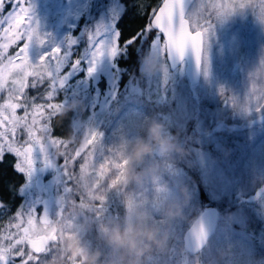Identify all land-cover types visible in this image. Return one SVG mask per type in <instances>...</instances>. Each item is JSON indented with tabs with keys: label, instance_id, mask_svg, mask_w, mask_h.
<instances>
[{
	"label": "rangeland",
	"instance_id": "obj_1",
	"mask_svg": "<svg viewBox=\"0 0 264 264\" xmlns=\"http://www.w3.org/2000/svg\"><path fill=\"white\" fill-rule=\"evenodd\" d=\"M160 1L144 0L146 7L143 15H148ZM198 2L211 5L225 0ZM252 3L255 5L254 17L244 11L214 26L204 49L208 61L207 76L201 67L199 84L190 87L184 74V64L170 71L165 53L162 59L167 68L166 76L159 73L145 76L141 64L133 76L129 64L125 62L128 47L115 57L105 55L100 58L95 62L92 74H87V68L91 66L89 34L95 36L99 29V40L108 45L113 34L119 32L120 44L123 45V25L128 21L129 13L137 12L139 14L136 15L144 17L136 6L137 0H30L34 25L38 35L45 40L43 47L30 46V61L37 62L40 54L53 47L70 53L66 63L73 59L81 61L66 81L65 88L51 101L55 103L60 100L65 105L77 101L82 105L83 111L77 108L67 112L68 117L75 116L71 123L79 136L80 146L86 132H97L100 136L98 153L105 155L99 157V162H103L110 155L108 150L118 148L122 140L142 134L141 125L146 117L158 122L164 118V121L169 120V131L186 153L185 157L192 166L189 170L194 172L192 164H196L199 172L192 180L190 174H185L183 169L172 163L180 159L175 154L168 159L155 157L159 167L143 187L130 185L125 194L114 190L107 194L105 220L123 217V201L125 196H131L152 213L154 222H159V203L177 195L175 184L179 182L187 187V181L192 183L193 186L188 187L192 195L184 209L185 219L173 222L165 250L153 253L147 264H264V235H259L258 231L255 235L248 232L252 228V218L256 220V224H253L255 230L264 225V111H255L256 105L264 107V27L260 23L264 19V0H252ZM10 9L11 5L5 0L3 14ZM152 32L148 41L144 42V55L151 50L150 43L157 35V32ZM159 36V43L163 46L164 37L160 33ZM69 40L74 41L71 46ZM23 43L19 41L10 46L5 55H13ZM12 78L9 77L6 87H11ZM28 79L31 82L32 77ZM221 88L224 89L223 95L220 94ZM7 96L6 91L0 92V104L5 102ZM17 112V115H23L22 108ZM229 113L239 133L235 134L229 146L212 143L210 134L215 128L214 124ZM63 122L69 124L67 118ZM65 127L58 129L60 135H63L61 130H68ZM37 135L40 136V133ZM16 139L18 145H24L27 136L23 128L17 129ZM189 148L191 151L187 153L186 149ZM58 151L64 153L65 150L60 147ZM83 155L79 166L84 162ZM61 157H49L48 162L49 174L53 171L51 185L55 207L52 219L61 211L60 203L68 194L65 191L67 181L62 171ZM3 160L13 169L17 163L15 155L7 152ZM92 162L96 163L98 169L99 163L95 157ZM184 162L187 163V160ZM42 163L45 164L44 158L38 151L35 152L32 170L29 173L19 172L23 180L25 178L23 185L7 190L5 197V193H0V236L7 231H16L10 225L18 222L15 219L18 212H25L23 220L26 224L24 208L36 210L34 222L39 225L43 209L47 208L46 204L42 206L36 200L35 174L41 176L42 171H37V167ZM113 171L105 176L101 182L103 186L110 183V178H115ZM173 171L175 175H172ZM72 173L79 174L73 170ZM196 184L204 190L202 200L194 198ZM163 185H167L166 192L158 193L156 189ZM74 186L73 181L68 182V187L74 190ZM77 191L82 196L81 190ZM8 204L13 205L10 207ZM212 206L217 207L219 212L215 232L202 252L190 255L184 248V233L201 211ZM70 210L71 204L65 214ZM95 228L89 238L96 235ZM23 247L25 251L28 250L26 244ZM16 264H19V258Z\"/></svg>",
	"mask_w": 264,
	"mask_h": 264
},
{
	"label": "snow or ice",
	"instance_id": "obj_2",
	"mask_svg": "<svg viewBox=\"0 0 264 264\" xmlns=\"http://www.w3.org/2000/svg\"><path fill=\"white\" fill-rule=\"evenodd\" d=\"M8 3L11 9L3 14L5 0H0V40L3 41L0 44V49L3 50L0 51V92L8 93L5 102L0 104V129H3L0 130V162L6 152L13 154L17 158L14 169L29 173L35 152L38 151L47 164L49 157L57 158L55 150L63 147L65 151L62 155V171L67 181L65 191L68 194L73 191L68 187V182L73 181L77 189L81 190L82 199L76 205L67 196L61 201V211L55 218L50 219L47 212H44L39 225L34 222V208H24L27 214L26 224L23 220L25 212H18L15 217L18 222L10 225L16 231H7L0 236V264H16L17 258L19 264H55L59 256L58 238L61 232L85 221L91 222L93 227L103 224L108 192L114 190L125 194L127 186L121 181L118 148L108 150L110 155H107L103 162H99V157L105 155L98 153L100 136L97 132H86L83 143L74 154L68 151L65 139L51 135L50 120L57 115L61 117L59 112L66 106L60 100L55 103L51 101L65 88L66 81L80 66L81 61L73 59L66 63L70 53L53 47L50 51L40 54L37 62H31L28 54L30 46L35 44L37 48L43 47L45 40L37 33L31 15L30 0H8ZM136 6L143 15L146 7L144 0H137ZM244 11L255 16L252 0H225L223 3L211 5L199 3L198 0H163L162 6L153 7L148 13L146 25L138 30L136 35L125 40L123 45L120 44L119 32L113 34L108 45L99 40V29L95 36L89 34L91 66L87 68V74H92L95 62L105 55L115 57L138 40L147 42L149 34L155 29L158 33L150 43L152 52L161 57L166 52L168 60L173 64L190 55L197 69L202 67L204 75L207 76L208 61L204 49L209 34L216 24ZM260 23L264 27V19ZM159 33L164 36L163 46L159 43ZM19 41H24L22 46H19L13 55L6 56L7 49ZM72 43L74 41L69 40V46ZM9 77H13L11 87H6ZM29 77H32L31 82ZM28 88L43 90L30 97L26 92ZM220 94H224V89H220ZM225 103L227 104V101ZM21 108L23 115H17V110ZM255 111H264V107L256 105ZM19 128H23L27 136L24 145L17 144L16 133ZM38 132L40 136L37 135ZM9 133L12 134L11 137ZM82 154L84 162L80 165L79 174L74 175L70 166ZM94 157L99 163L98 169L96 163L92 162ZM113 169L115 178H110V183L106 187L103 186L101 182ZM156 191L163 193L160 188ZM69 204L71 210L65 214ZM77 208L79 211H76ZM192 235L197 246L203 243L205 232L201 225L193 228ZM25 244L27 251L23 247ZM49 256L51 259H48Z\"/></svg>",
	"mask_w": 264,
	"mask_h": 264
},
{
	"label": "clouds",
	"instance_id": "obj_3",
	"mask_svg": "<svg viewBox=\"0 0 264 264\" xmlns=\"http://www.w3.org/2000/svg\"><path fill=\"white\" fill-rule=\"evenodd\" d=\"M141 65L145 76L167 75L162 57L151 50L144 55ZM77 108L83 111L82 105L74 101L64 106L59 114L63 117ZM140 131L142 134L122 140L118 146L121 181L127 187L140 188L148 182L159 167L155 157L168 159L173 154L178 158L186 155L177 138L157 120L146 117ZM74 142L75 138L69 135L66 143ZM63 154L58 149L55 153L57 158ZM175 188L177 195L159 203V222H154L152 213L142 203L127 196L123 201V217L105 220L96 226L94 237L89 238L93 224L88 221L63 230L58 238L59 256L55 264H147L153 253L165 250L173 222L185 219L183 213L191 195L179 182ZM160 189L166 192L167 185Z\"/></svg>",
	"mask_w": 264,
	"mask_h": 264
},
{
	"label": "trees",
	"instance_id": "obj_4",
	"mask_svg": "<svg viewBox=\"0 0 264 264\" xmlns=\"http://www.w3.org/2000/svg\"><path fill=\"white\" fill-rule=\"evenodd\" d=\"M136 14H139L137 12H130L128 15V21L126 20L123 27L125 28L122 32V39L123 41L128 40L129 35L130 34H136L135 31L137 29H142L146 23L148 22V15H143L144 17H140ZM153 33V32H151ZM133 35V36H134ZM145 47V44L143 41L138 40L136 43L131 44L128 46V57L126 59V64H129L130 67V71L131 74L136 75V71L137 69H139L140 64H141V60L144 57V51L143 48ZM37 89H32V88H28L26 89L27 94L32 97L35 96L38 92ZM18 113V112H17ZM20 115V113H19ZM69 114H66L65 116H63L62 118L57 116H54L51 120H50V125H51V134L53 137H58V138H62L65 139V141L67 142L68 136L72 135L75 138V142L74 143H67L68 144V151H72L74 152L76 149H78L80 147V141H79V136L76 132L75 129H73L72 127V121L74 119L75 116L73 117H68ZM67 118V120L69 121V124L67 123V125L64 124L63 120H65ZM168 119H166L164 121V118L160 121V123L164 124L165 127L167 128L168 132L170 135H172L173 133H171L169 131L170 125L168 123ZM234 119L231 116V113L227 114L226 117L222 120H217L216 123L214 124L215 128L212 130L211 134H210V140L212 143H217V144H224L229 146L231 144V141L234 140V136L235 134H238L239 132H237V125H235L233 123ZM43 123V121H42ZM70 125V127H69ZM64 126H66L65 128H68V130H66L65 132H63L61 130V134L58 132V129L64 128ZM63 150H65L63 148ZM188 150L187 153H189V151H191V148L186 149V151ZM81 159L80 157L76 159V161L74 162L73 165L70 166L71 171H78V167H79V162L77 160ZM185 159L187 160V163H185ZM174 165H178L179 168L183 169L185 174H190L189 177L192 178V180L194 179L193 176L196 175V173H198L199 171L196 169V164H192L193 167L195 168V171L192 172V170L190 171L189 169L192 168V166L190 165V162L187 159V156L180 158L179 160H175L172 162ZM193 163V160H192ZM199 169V168H198ZM25 180V178H24ZM23 175L19 172H16L13 169V166L7 165L5 160H3L2 162H0V193H5L4 197L8 195V191L7 190H13V187H18V186H22L23 182ZM195 182V180H194ZM187 183L189 185H187L188 187H192V183L187 181ZM186 183V184H187ZM42 184V183H40ZM46 188V186H45ZM77 187L74 186V190L72 192L71 195V200H73L76 203H79L80 200L82 199V196L78 195V191L76 190ZM189 189V188H188ZM194 191V198L197 197L200 200L203 199L204 194V190L203 188L199 185L196 184V189H193ZM192 195V194H191ZM20 198L18 197V200ZM3 201L6 203V200L3 199ZM96 204H98L97 202H94ZM16 204V203H15ZM13 204H8V206H12ZM211 206V205H210ZM256 220L255 218L251 219L250 222V226L252 227L248 232L250 234H254L256 233V231H258L257 233H259V235H264V225L261 226V229L259 230H255V226H253V224L255 225L256 223H254ZM253 238L255 239V237L253 236Z\"/></svg>",
	"mask_w": 264,
	"mask_h": 264
},
{
	"label": "water",
	"instance_id": "obj_5",
	"mask_svg": "<svg viewBox=\"0 0 264 264\" xmlns=\"http://www.w3.org/2000/svg\"><path fill=\"white\" fill-rule=\"evenodd\" d=\"M163 2V0H162ZM162 2L159 6H162ZM155 30V29H154ZM158 32V30H155ZM162 34V33H160ZM163 35V34H162ZM164 37V36H163ZM166 60L169 65V68L171 71H174L176 68H178L183 62H185V76L186 79L190 85V87L195 86L198 84L200 80V69L198 70L196 67V64L193 60V58L190 55H186L185 58L182 61H178L177 63L173 64L170 60L167 58V53L165 52ZM218 218V211L215 207H210L207 209H204L199 216L192 222V224L189 226V228L186 230L183 236V244L184 248L189 254L195 255L199 253L208 242L209 238L213 235L216 223ZM197 225H201L205 232V239L202 244L197 246L194 237L192 235V230Z\"/></svg>",
	"mask_w": 264,
	"mask_h": 264
},
{
	"label": "flooded vegetation",
	"instance_id": "obj_6",
	"mask_svg": "<svg viewBox=\"0 0 264 264\" xmlns=\"http://www.w3.org/2000/svg\"><path fill=\"white\" fill-rule=\"evenodd\" d=\"M34 157V155H33ZM42 171V174L41 176H37L36 180H35V184H37V187L39 189V183H45L46 184V188L42 191L40 190L39 194L37 195L36 197V200L38 201V204L39 203H42V206H44L45 204L47 205V208L46 210L43 209V212H47L48 216L50 219H52V214H51V210L55 207V203L52 202V198L54 197L53 196V186L51 185L52 183L51 182V179L53 176H50L49 174V170H50V167L48 165V163L46 164H41V165H38L37 167V171ZM50 172H53L52 170ZM67 196L70 198L71 194H67Z\"/></svg>",
	"mask_w": 264,
	"mask_h": 264
}]
</instances>
